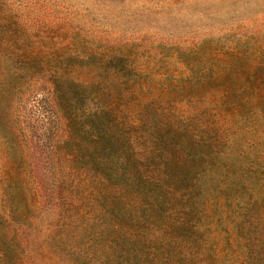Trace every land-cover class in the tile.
Returning a JSON list of instances; mask_svg holds the SVG:
<instances>
[{
    "label": "rangeland",
    "instance_id": "obj_1",
    "mask_svg": "<svg viewBox=\"0 0 264 264\" xmlns=\"http://www.w3.org/2000/svg\"><path fill=\"white\" fill-rule=\"evenodd\" d=\"M0 264H264V0H0Z\"/></svg>",
    "mask_w": 264,
    "mask_h": 264
}]
</instances>
